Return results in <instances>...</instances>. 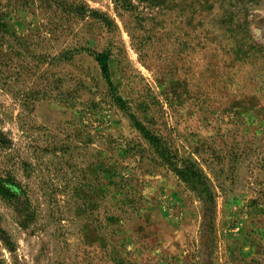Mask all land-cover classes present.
Segmentation results:
<instances>
[{
    "label": "rangeland",
    "instance_id": "obj_1",
    "mask_svg": "<svg viewBox=\"0 0 264 264\" xmlns=\"http://www.w3.org/2000/svg\"><path fill=\"white\" fill-rule=\"evenodd\" d=\"M0 184V264H264V0H0Z\"/></svg>",
    "mask_w": 264,
    "mask_h": 264
},
{
    "label": "trees",
    "instance_id": "obj_2",
    "mask_svg": "<svg viewBox=\"0 0 264 264\" xmlns=\"http://www.w3.org/2000/svg\"><path fill=\"white\" fill-rule=\"evenodd\" d=\"M96 60L100 65L101 72L108 82H110V76L107 68L108 54L105 52H98ZM160 153L163 155V149L160 150ZM0 190L5 191V188L0 184Z\"/></svg>",
    "mask_w": 264,
    "mask_h": 264
}]
</instances>
